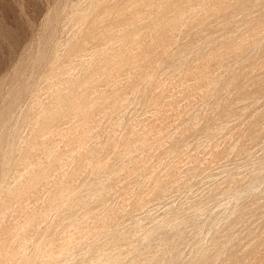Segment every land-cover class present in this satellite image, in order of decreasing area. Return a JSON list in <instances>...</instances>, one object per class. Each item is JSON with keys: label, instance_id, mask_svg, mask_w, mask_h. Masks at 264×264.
I'll use <instances>...</instances> for the list:
<instances>
[{"label": "rangeland", "instance_id": "1", "mask_svg": "<svg viewBox=\"0 0 264 264\" xmlns=\"http://www.w3.org/2000/svg\"><path fill=\"white\" fill-rule=\"evenodd\" d=\"M127 1L0 0V264H264V0Z\"/></svg>", "mask_w": 264, "mask_h": 264}, {"label": "bare ground", "instance_id": "2", "mask_svg": "<svg viewBox=\"0 0 264 264\" xmlns=\"http://www.w3.org/2000/svg\"><path fill=\"white\" fill-rule=\"evenodd\" d=\"M125 1H126V0H125ZM131 1H132V0H131ZM167 1H168V0H167ZM167 1H166V2H167ZM179 1H180V0H179ZM199 1H200V0H199ZM121 2H122V0H121ZM127 2L130 3V0H128ZM127 2H126V3H127ZM133 2H134V0H133ZM153 2H154V0H153ZM159 2L161 3V0H160ZM177 2H178V1H177ZM201 2H202V1H201ZM122 3H123V2H122ZM168 3H169V2H168ZM184 3H185V2H184ZM188 3H189V2H188ZM203 3H204V2H203ZM119 4H121V3H119ZM131 4H132V3H131ZM131 4H130V5H131ZM133 4H135V2H134ZM149 4H150V3H149ZM153 4H154V3H153ZM174 4H175V3H174ZM174 4H173L172 6H175ZM178 4H179V3H178ZM178 4H177V5H178ZM222 4H223V3H222ZM91 5H92V3H91ZM125 5H126V4H125ZM127 5H128V4H127ZM127 5H126V6H127ZM161 5H162V4H161ZM168 5H170V3H169ZM180 5H181V4H180ZM180 5H179V6H180ZM183 5H184V4H183ZM186 5H187V4H186ZM200 5H201V4H200ZM217 5H218V4H217ZM131 6H133V5H131ZM134 6H136V4H135ZM188 6H189V5H188ZM188 6H187V7H188ZM192 6L194 7V4L191 5V7H192ZM110 7H111V6H110ZM124 7H125V6H124ZM129 7H130V6H129ZM129 7H128V8H129ZM148 7H149V6H148ZM169 7H170V6H169ZM169 7H168V9H169ZM176 7H177V6H176ZM180 7H181V6H180ZM191 7H190V8H191ZM199 7H200V6H199ZM211 7H212V6H211ZM131 8H132V7H131ZM145 8H146V7H145ZM178 8H179V7H178ZM107 9H110V8H107ZM124 9H125V8H124ZM181 9H182V8H181ZM183 9H184V8H183ZM183 9H182V10H183ZM191 9H192V8H191ZM200 9H201V8H200ZM209 9H210V8H209ZM211 9H212V8H211ZM76 10H77V9H76ZM133 10H134V9H133ZM136 10H137V9H136ZM136 10H134V11L136 12ZM171 10H172V8H171ZM174 10H175V9H174ZM202 10H203V9H202ZM212 10H213V9H212ZM108 11H109V10H108ZM112 11H113V9H112ZM112 11H111V12H112ZM122 11H123V10H122ZM122 11H121V15H122ZM167 11H168V10H167ZM172 11H173V10H172ZM172 11H171V12H172ZM177 11H178V10H177ZM179 11H181V10H179ZM114 12H115V11H114ZM125 12H126V11H125ZM196 12H197V11H196ZM73 13H74V12H73ZM119 13H120V11H119ZM128 13H129V12H128ZM139 13H140V12H139ZM139 13H138V14H139ZM166 13H167V12L165 11V12L163 13V16H164V14H166ZM168 13L170 14V12H168ZM168 13H167V14H168ZM176 13H177V12H176ZM176 13H175V15H176ZM194 13H195V10H194ZM77 14H78V13H77ZM77 14H76V15H77ZM104 14H105V13H104ZM110 14H112V13H110ZM110 14L108 15L109 17L111 16ZM123 14H124V12H123ZM130 14H131V13H130ZM157 14H158V13H157ZM169 14H168V15H169ZM177 14H179V13H177ZM124 15H125V14H124ZM124 15H123V16H124ZM133 15H134V14H133ZM158 15H159V14H158ZM158 15H157V16H158ZM184 15H185V14H184ZM103 16H104V15H103ZM137 16L139 17V15H137ZM140 16H141V15H140ZM178 16H179V15H178ZM207 16H208V15H207ZM73 17H74V16H73ZM101 17H102V16H101ZM138 17H137V18H138ZM169 17H170V16H169ZM175 17H177V16H175ZM228 17H229V16H228ZM86 18H87V17H86ZM126 18H127V17H126ZM128 18H129V17H128ZM137 18H136V19H137ZM167 18H168V17H167ZM171 18H172V17H171ZM171 18H170V19H171ZM181 18H182V15H181ZM181 18H180V19H181ZM202 18H203V17H202ZM83 19H84V17H83ZM124 19H125V18H124ZM130 19H131V18H130ZM133 19H134V18H133ZM160 19H162L163 23L167 22V20H166V21L163 20V17H162V18L160 17ZM180 19H179V20H180ZM98 20H99V19H98ZM102 20H103V18H102ZM122 20H123V19H122ZM126 20H127V19H126ZM173 20L175 21V19H173ZM226 20H227V19H226ZM80 21H81V20H80ZM156 21H157V20H155V22H156ZM158 21H160V20H158ZM164 21H165V22H164ZM176 21H178V20L176 19ZM126 22H127V21H126ZM171 22H172V21H171ZM171 22H170V23H171ZM94 23H95V22H94ZM139 23H140V22H139ZM153 23H154V22H153ZM158 23H159V22H158ZM177 23H178V22H177ZM83 24H84V23H83ZM167 24H169V22H167ZM174 24H175V23H174ZM162 25H163V24H162ZM127 26H128V25H127ZM167 26H168V25H167ZM164 28H165V27H164ZM112 29H113V28H112ZM112 29L110 30V32H112ZM135 29H136V28H135ZM160 29H161V28H160ZM171 29H172V27H171ZM108 32H109V31H108ZM171 32H172V31H171ZM134 33H135V31H134ZM115 34H116V33H115ZM140 34H141V33H140ZM247 34H248V33H247ZM135 35H137V34H135ZM135 35H133V36H135ZM144 35H145V34H144ZM111 36H112V34H111ZM126 36H127V35H126ZM259 36H260V35H259ZM137 37H138V36H137ZM127 38H128V37H127ZM129 38H130V37H129ZM135 38H136V37H135ZM209 38H210V37H209ZM133 39H134V37L132 38V40H133ZM155 40H156V39H155ZM208 40H209V39H208ZM99 42H100V41H99ZM99 42H98V43H99ZM102 42H104V41H102ZM105 42H106V41H105ZM122 42H123V41H122ZM134 42H135V41H134ZM125 43H126V42H125ZM129 43H130V42H129ZM129 43H128V44H129ZM95 45H96V44H95ZM105 46H106V45H105ZM107 46H108V45H107ZM253 46H254V45H253ZM255 46H256V45H255ZM257 46H258V45H257ZM93 47H94V46H93ZM103 47H104V46H103ZM126 47H127V45H126ZM217 47H218V46H217ZM94 48H95V47H94ZM237 48H238V47H237ZM256 48H257V47H256ZM256 48H255V49H256ZM96 49H98V48H96ZM253 49H254V48H253ZM91 50H92V49H91ZM93 50H94V49H93ZM101 50H104V49L102 48V45H101ZM128 50H129V49H128ZM131 50H132V49H131ZM189 50H190V49H189ZM239 50H240V49H239ZM97 51H99V50H97ZM79 54H80V53H79ZM112 54H113V53H112ZM241 54H242V53H241ZM227 55H228V54H227ZM82 56H83V55H82ZM110 56H111V55H110ZM113 56H114V55H113ZM186 57H187V56H186ZM237 57H238V56H237ZM120 58H121V57H120ZM133 58H135V57H133ZM81 59H82V58H81ZM81 59H80V60H81ZM112 59H113V58H112ZM183 59H184V58H183ZM188 59H189V58H188ZM180 60H181V59H180ZM103 61H104V60H103ZM133 61H134V60H133ZM136 63H137V62H136ZM158 63H159V62H158ZM127 65H128V64H127ZM63 66H64V65H63ZM157 66H158V65H157ZM178 67H179V66H178ZM182 67H183V66H182ZM130 68H131V67H130ZM176 68H177V67H176ZM178 69H179V68H178ZM173 70H174V69H173ZM173 70H172V71H173ZM154 72H155V71H154ZM149 76H150V75H149ZM227 77H228V76H227ZM141 81H142V79H141ZM181 83H182V82H181ZM230 83H231V82H230ZM129 86H130V85H129ZM168 86H169V85H168ZM157 87H158V86H157ZM137 88H138V87H137ZM142 88H143V87H142ZM144 88H145V87H144ZM55 89H56V88H55ZM49 91H50V90H49ZM138 91H139V89H138ZM143 91H144V89H143ZM141 92H142V90H141ZM162 92H163V91H162ZM134 93H135V92H134ZM137 95H138V94H137ZM139 95H140V93H139ZM111 98H112V97H111ZM168 99H169V97H168ZM121 100H122V99H121ZM155 100H156V98H155ZM122 102H124V101H122ZM51 105H52V104H51ZM32 106H33V105H32ZM41 107H42V106H41ZM29 109H30V108H29ZM32 111H33V110H32ZM42 111H43V110H42ZM56 111H57V110H56ZM87 111H88V110H87ZM107 111H108V110H107ZM85 112H86V111H85ZM244 112H245V111H244ZM48 116H49V115H48ZM38 117H39V116H38ZM3 129H4V128H3ZM48 129H49V128H48ZM13 130H14V129H13ZM48 131H49V130H48ZM136 132H137V131H136ZM9 133H10V132H9ZM150 133H151V132H150ZM108 134H109V133H108ZM147 134H148V133H147ZM159 134H160V133H159ZM18 135H19V134H18ZM157 135H158V134H157ZM247 135H248V134H247ZM128 137H129V136H128ZM147 137H148V135H147ZM145 138H146V137H145ZM168 138H170V137H168ZM133 139H134V138H133ZM133 139H132V140H133ZM143 139H144V138H143ZM143 139H142V140H143ZM146 139H147V138H146ZM146 139H145V141H146ZM155 139H156V138H155ZM111 141H112V140H111ZM140 141H141V140H140ZM138 142H139V141H138ZM147 142H148V141H147ZM150 142H151V141H150ZM136 143H137V141H136ZM136 143H135V144H136ZM237 143H238V142H237ZM133 144H134V143H133ZM148 144H149V143H148ZM137 145H138V144H137ZM236 145H237V144H236ZM8 146H9V145H8ZM133 146H134V145H133ZM153 146H154V145H153ZM110 147H111V146H110ZM110 147H109V149H110ZM140 147H141V146H140ZM133 148H135V146H134ZM233 148H234V147H233ZM130 149H132V148H130ZM145 149H146V148H145ZM234 149H235V148H234ZM5 150H6V149H5ZM135 150H136V149H135ZM151 150H152V149H151ZM151 150H150V151H151ZM131 151H133V149H132ZM131 151H130V152H131ZM139 151H140V150H139ZM126 152H127V151H126ZM130 152H129V153H130ZM137 152H138V151H137ZM4 153H5V152H4ZM131 153H133V152H131ZM140 153H141V152H140ZM137 154H139V153H137ZM227 154H228V153H227ZM6 155H7V154H6ZM6 155H5V156H6ZM141 155H142V154H141ZM8 156H9V155H8ZM131 157H132V156H131ZM3 158H4V157H3ZM5 159H6V158H5ZM2 160H3V159H2ZM28 160H29V159H28ZM25 161H26V160H25ZM204 161H207V160H204ZM6 162H7V161H6ZM85 162H86V160H85ZM1 163H2V162H1ZM20 163H21V162H20ZM171 163H172V162H171ZM3 164H4V162H3ZM6 165H7V164H6ZM3 166H4V165H3ZM179 166H180V165H179ZM1 167H2V165H1ZM5 167H6V166H5ZM10 167H11V165H10ZM41 167H42V166H41ZM0 169H1V168H0ZM3 169H4V168H3ZM9 169H10V168H9ZM120 169H122V168H120ZM158 169H159V168H158ZM156 170H157V169H156ZM156 170H154V172H155ZM121 171H122V170H121ZM164 171H165V170H164ZM137 172H138V171H137ZM157 172H158V171H157ZM14 175H15V174H14ZM33 175H34V174H33ZM137 175H138V174H137ZM20 177H21V176H20ZM172 177H173V176H172ZM172 177H171V178H172ZM23 178H24V177H23ZM94 179H95V178H94ZM149 179H150V178H149ZM25 181H26V180H25ZM136 183H137V182H136ZM170 183H171V182H170ZM98 184H99V183H98ZM158 184H159V183H158ZM96 185H97V184H96ZM176 185H177V184H176ZM47 187H48V186H47ZM143 187H144V186H142V188H143ZM127 188H129V187H127ZM144 188H145V187H144ZM10 189H11V188H10ZM10 189H9V190H10ZM42 189H43V188H42ZM90 189H91V188H90ZM95 189H96V188H95ZM98 190H99V189H98ZM138 191H139V190H138ZM61 192H62V191H61ZM64 192H65V191H64ZM65 193H66V192H65ZM91 193H92V192H91ZM93 193H94V192H93ZM122 193H123V192H122ZM63 194H64V193H63ZM100 194H101V192H100ZM158 194H159V193H158ZM237 194H238V193H237ZM137 195H138V194H137ZM137 195H136V196H137ZM140 195H141V194H140ZM45 196H46V195H45ZM45 196H44V197H45ZM54 196H55V195H54ZM239 197H240V196H239ZM58 198H59V197H58ZM93 198H94V197H93ZM136 198H137V197H136ZM148 198H149V197H148ZM81 199H82V198H81ZM139 199H140V198H139ZM85 201H86V200H85ZM41 202H42V201H41ZM140 202H141V201H140ZM144 202H145V201H144ZM260 202H261V201H260ZM260 202H259V203H260ZM52 203H53V202H52ZM126 203H127V202H126ZM75 204H76V203H75ZM81 204H82V202H81ZM54 206H55V205H54ZM3 207H4V206H3ZM33 207H34V206H33ZM52 208H53V207H52ZM119 208H120V207H119ZM237 209H238V208H237ZM202 210H203V209H202ZM204 210H205V209H204ZM251 210H252V208H251ZM63 212H64V211H63ZM198 212H199V211H198ZM116 213H117V212H116ZM249 213H250V212H249ZM256 213H257V212H256ZM47 214H48V213H47ZM51 214H52V213H51ZM51 214H50V215H51ZM209 214H210V213H209ZM230 215H231V214H230ZM89 216H90V215H89ZM102 216H103V215H102ZM174 216H175V215H174ZM218 216H219V215H218ZM86 218H87V217H86ZM166 218H167V217H166ZM175 218H176V217H175ZM175 218H174V219H175ZM209 218H210V217H209ZM243 218H244V217H243ZM170 219H171V218H170ZM251 219H252V218H251ZM2 220H3V219H2ZM80 220H81V219H80ZM87 220H88V219H87ZM207 220H209V219H207ZM207 220H206V221H207ZM177 221H179V220H177ZM85 222H86V221H85ZM93 222H95V220H93ZM105 222H106V221H105ZM238 222H239V221H238ZM244 222H245V221H244ZM20 223H21V222H20ZM43 223H44V222H43ZM87 223H88V222H87ZM100 223H101V222H100ZM241 223H242V222H241ZM44 224H45V223H44ZM85 224H86V223H85ZM138 224H139V223H138ZM254 224H255V223H254ZM73 225H74V224H73ZM102 225H103V224H102ZM171 225H172V224H171ZM211 225H212V224H211ZM18 226H19V225H18ZM18 226H17V227H18ZM87 226H88V225H87ZM162 226H163V225H162ZM204 226H205V225H204ZM253 226H254V225H253ZM71 227H72V225H71ZM72 228H73V227H72ZM93 228H94V226H93ZM195 228H196V227H195ZM217 228H218V227H217ZM236 228H237V226H236ZM252 228H253V227H252ZM70 229H71V228L69 227L68 230H70ZM104 229H105V228H104ZM110 229H111V228H110ZM234 229H235V228H234ZM89 230H90V229H89ZM116 230H117V229H116ZM116 230H115V231H116ZM152 230H154V229H152ZM231 230H232V229H231ZM63 231H64V230H63ZM76 231H77V230H76ZM92 231H93V230H92ZM180 231H181V230H180ZM50 232H51V231H50ZM64 232H66V231H64ZM78 232H79V230H78ZM116 232H117V231H116ZM153 232H154V231H153ZM69 233H70V232H69ZM147 233H148V232H147ZM149 233H150V232H149ZM88 234H89V233H88ZM119 234H120V233H119ZM73 235H74V234H73ZM90 235H91V234H90ZM102 235H103V234H102ZM233 235H234V234H233ZM60 236H61V235H60ZM71 236H72V235H71ZM74 236H76V235H74ZM74 236H72V237H74ZM234 236H236V235H234ZM10 237H11V236H10ZM62 237H63V236H62ZM69 237H70V236H69ZM70 238H71V237H70ZM140 238H141V237H140ZM142 238H144V237H142ZM237 238H238V237H237ZM54 239H55V238H54ZM74 239H75V238H74ZM221 239H222V238H221ZM226 239H227V237H226ZM55 240H56V239H55ZM95 240H96V239H95ZM133 240H134V239H133ZM217 240H218V239H217ZM112 241H113V240H112ZM56 242H57V241H56ZM105 242H106V241H105ZM129 242H130V241H129ZM212 242H214V241H212ZM1 243H2V242H1ZM57 243H58V242H57ZM68 243H69V242H68ZM216 243H217V242H216ZM51 244H52V243H51ZM65 244H66V243H65ZM91 244H92V243H91ZM130 244H131V243H130ZM167 244H168V243H167ZM172 244H173V243H172ZM63 245H64V244H63ZM121 245H122V244H121ZM227 245H228V244H227ZM51 247L53 248V245H52ZM66 247H67V246H66ZM69 247H70V246H69ZM115 247H116V246H115ZM115 247H114V248H115ZM210 247H211V246H210ZM222 247H223V246H222ZM52 248H51V249H52ZM60 248H61V247H60ZM82 248H83V247H82ZM166 248H167V247H166ZM195 248H196V247H195ZM211 248H212V247H211ZM84 249H85V248H84ZM90 249H91V248H90ZM196 249H197V248H196ZM113 250H114V249H113ZM113 250H112V251H113ZM204 250H206V249H204ZM233 250H234V249H233ZM64 251H65V250H63V252H64ZM97 251H99V250H97ZM127 251H128V250H127ZM142 251H143V250H142ZM41 252H42V251H41ZM67 252H68V251H67ZM83 252H84V251H83ZM123 252H124V251H123ZM180 252H181V251H180ZM23 253H24V252H23ZM27 253H28V252H27ZM49 253H50V252H49ZM98 253H99V252H98ZM172 253H173V252H172ZM206 253H207V252H206ZM249 253H250V252H249ZM87 254H88V253H87ZM182 254H183V253H182ZM107 255H109V254H107ZM179 255H180V254H179ZM47 256H48V254H47ZM54 256H55V255H54ZM56 256H57V255H56ZM72 256H73V255H72ZM85 256H87V255H85ZM109 256H110V255H109ZM169 256H170V255H169ZM250 256H251V255H250ZM52 257H53V256H52ZM103 257H104V256H103ZM153 257H154V256H153ZM164 257H165V256H164ZM46 258H47V257H46ZM106 258H107V257H106ZM155 258H156V257H155ZM205 258H206V257H205ZM25 259H26V257H25ZM50 259H51V258H50ZM82 259H83V258H82ZM103 259H104V258H103ZM151 259H154V258H151ZM48 260H49V259H48ZM64 260H65V259H64ZM71 260H72V259H71ZM177 260H178V259H177ZM175 261H176V260H175ZM81 262H82V261H81ZM150 262H151V261H150ZM48 263H49V262H48ZM69 263H70V262H69ZM91 263H92V262H91ZM142 263H144V262H142ZM162 263H163V262H162ZM162 263H161V264H162ZM17 264H18V263H17ZM44 264H46V263H44ZM205 264H206V263H205ZM214 264H215V263H214Z\"/></svg>", "mask_w": 264, "mask_h": 264}]
</instances>
